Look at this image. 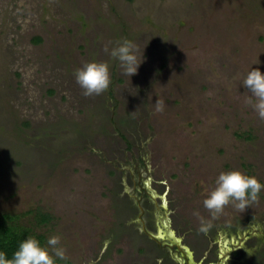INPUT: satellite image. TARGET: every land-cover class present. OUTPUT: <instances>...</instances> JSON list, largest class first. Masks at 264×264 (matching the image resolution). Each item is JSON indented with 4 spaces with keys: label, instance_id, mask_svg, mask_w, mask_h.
Instances as JSON below:
<instances>
[{
    "label": "rangeland",
    "instance_id": "rangeland-1",
    "mask_svg": "<svg viewBox=\"0 0 264 264\" xmlns=\"http://www.w3.org/2000/svg\"><path fill=\"white\" fill-rule=\"evenodd\" d=\"M124 38L146 58L131 78L111 57ZM93 60L112 84L84 96L74 73ZM252 67L264 73V0H0V213L42 244L59 235L58 264H152L140 214L218 263L225 238L264 231V192L199 231L220 172L264 183V119L241 85ZM238 246L225 264H264V236Z\"/></svg>",
    "mask_w": 264,
    "mask_h": 264
},
{
    "label": "clouds",
    "instance_id": "clouds-1",
    "mask_svg": "<svg viewBox=\"0 0 264 264\" xmlns=\"http://www.w3.org/2000/svg\"><path fill=\"white\" fill-rule=\"evenodd\" d=\"M111 57L119 62L123 73L129 78L137 74L146 59L144 51L141 52L137 45L127 38L117 42L111 50ZM110 68L109 61L93 60L76 69L74 76L84 96L101 95L109 89L112 84ZM241 85L251 93L246 102L264 119V73L260 68L252 67L243 76ZM155 106L156 111L164 110L162 100L158 99ZM262 192L264 183L254 175H248L238 169L220 172L215 180V187L203 200L211 219L201 217L199 231L207 233L213 227V221L223 214L228 205L243 213L247 207L259 202ZM60 240L59 235H52L46 244H42L35 236H29L19 243L18 249L11 257L0 248V264H58V261L67 259L66 249L60 245Z\"/></svg>",
    "mask_w": 264,
    "mask_h": 264
},
{
    "label": "flooded vegetation",
    "instance_id": "flooded-vegetation-1",
    "mask_svg": "<svg viewBox=\"0 0 264 264\" xmlns=\"http://www.w3.org/2000/svg\"><path fill=\"white\" fill-rule=\"evenodd\" d=\"M141 212H145L147 210H144L142 208H139ZM164 209V206L162 207V211ZM157 216V215H156ZM139 232L153 243L155 246L154 249L156 250L157 255L154 258V262L151 261V258L148 257L149 262H153L152 264H212V263H207L205 261L206 258L203 259H196L195 253L193 250L190 249L189 246L185 245L184 241L181 239L180 244H176L172 241V239H162L159 238V232L160 229L158 230V220L155 218L154 220H148V222L143 221L142 215H139ZM149 221L153 222V229L148 230L147 229V224ZM150 226V225H149ZM151 228V227H150ZM231 246L233 247V251L237 252L239 250L245 252L243 248H239L238 243H233L231 242ZM184 247H188L192 252L193 256H190L186 249ZM162 253V254H161ZM164 253V254H163ZM220 256V255H219ZM221 260V256L219 257ZM260 262L257 261L254 264H259Z\"/></svg>",
    "mask_w": 264,
    "mask_h": 264
},
{
    "label": "trees",
    "instance_id": "trees-1",
    "mask_svg": "<svg viewBox=\"0 0 264 264\" xmlns=\"http://www.w3.org/2000/svg\"><path fill=\"white\" fill-rule=\"evenodd\" d=\"M50 216L39 214L38 222L46 224L50 222ZM19 217L11 213H0V248L4 249L9 257L18 249L19 243L29 236H32L31 229H25L18 222ZM43 236L39 237L41 243Z\"/></svg>",
    "mask_w": 264,
    "mask_h": 264
},
{
    "label": "water",
    "instance_id": "water-1",
    "mask_svg": "<svg viewBox=\"0 0 264 264\" xmlns=\"http://www.w3.org/2000/svg\"><path fill=\"white\" fill-rule=\"evenodd\" d=\"M159 226L161 229L159 232V238L165 239V235H166L168 238L172 239V241L174 243H176L178 245L180 244L181 239H179L176 236V233L174 232L173 227L171 225V222L167 216L160 220ZM163 234H165V235H163ZM252 235L264 236V231H261L258 229H250V230H247L245 232H242V233H239V234L225 238L220 244V256L222 258L216 264H225L227 262L231 252L233 251V249H232L233 247L231 246V242L238 243V245H240L246 238H248ZM168 238H166V239H168ZM184 248L186 249L188 254H190V256H193V252L188 247H184Z\"/></svg>",
    "mask_w": 264,
    "mask_h": 264
}]
</instances>
